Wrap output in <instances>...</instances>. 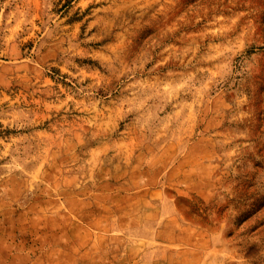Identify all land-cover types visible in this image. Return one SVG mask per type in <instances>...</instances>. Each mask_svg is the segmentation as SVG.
I'll return each mask as SVG.
<instances>
[{
	"label": "rangeland",
	"instance_id": "obj_1",
	"mask_svg": "<svg viewBox=\"0 0 264 264\" xmlns=\"http://www.w3.org/2000/svg\"><path fill=\"white\" fill-rule=\"evenodd\" d=\"M0 264H264V0H0Z\"/></svg>",
	"mask_w": 264,
	"mask_h": 264
}]
</instances>
